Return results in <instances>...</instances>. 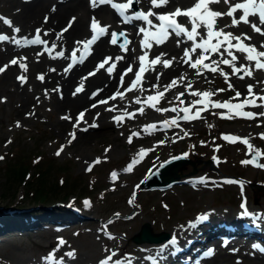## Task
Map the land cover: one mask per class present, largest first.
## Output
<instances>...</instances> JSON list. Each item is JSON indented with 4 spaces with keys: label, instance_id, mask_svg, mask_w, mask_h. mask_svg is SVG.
<instances>
[{
    "label": "bare ground",
    "instance_id": "obj_1",
    "mask_svg": "<svg viewBox=\"0 0 264 264\" xmlns=\"http://www.w3.org/2000/svg\"><path fill=\"white\" fill-rule=\"evenodd\" d=\"M114 2L126 3L127 0H114ZM195 2L196 0H168L166 5L153 8L150 0H139L137 10L148 12L151 8L153 13L161 15L175 12L177 8L182 10L188 9ZM243 2L244 0H229V3L226 4L224 0H219V3H212L209 7L213 11L227 13L230 4L234 5L235 3ZM4 7L7 12L3 10ZM130 9L124 14L126 15L128 12L134 11ZM0 11L2 12L0 17L12 22V27H9L0 20V29L3 28L9 37L7 41H0V67L7 65L6 70L0 72V90L8 94L10 101L17 95L21 96L24 103L28 101L27 104H23L22 100V102L14 104L17 107L16 115L19 117V121L24 120L25 117L36 119L42 116L43 106L45 105L46 107L48 105V109L56 113V118L51 120L57 125V131L61 134L65 132L66 136H70V133H75L76 138L74 140L78 143V159L83 163L92 159L93 154L91 153V149H96L97 142L100 140H105V143H107L100 154L108 152L109 156H115L119 152L118 147L120 142H117L116 138L118 134L115 133L119 127H123V130H126L128 127L129 129L132 128L134 129L132 132L136 133L140 128L145 130L146 126L155 125V128L161 126L159 130L175 134L181 131L177 129L180 126L179 124H175L173 127H163L162 122L166 121V119L173 120L174 114L176 116L181 113L184 116L183 109L185 108L197 110L203 107V103L195 104L193 107L195 101L192 100L193 96L189 95V92L192 89L197 92L200 85H204L202 83L205 81V77L212 76L213 72L204 69L202 70V75H197V70L184 62L186 59H189L188 57H184V51L185 49L191 50L193 42L189 41L186 35L181 34L180 36H176L172 30H169V35L163 43L157 44L155 40L149 38L148 44L150 47L145 48L143 46L145 35L139 29L146 28L151 32L158 31L160 21L156 18V15L149 17L153 27H150L143 20L136 19H133L129 23H124L122 18L110 5L100 3L99 0H97L95 5H93L92 0H0ZM241 14L242 12L237 11L234 16L236 19H239ZM73 18L75 19L73 20ZM93 18L99 23V26L106 27L107 32L91 44L88 52L84 54L83 62L73 63V51L76 52L77 60H79V57L83 53V43L77 44V41L86 42L91 39L92 31L90 25ZM232 19L233 17L227 15L217 18L215 29L231 33L235 37H240L245 45L254 46L257 51H264V35L253 31L250 24L243 22L237 26H232ZM176 20L181 26L188 30L191 29V24L187 17L179 16ZM249 20L264 30V25L259 23L258 18L249 17ZM69 21H72L71 27H68ZM13 28H19L20 31L18 33L14 32ZM65 28H67V31H62ZM37 29L40 30L41 39L45 43H21L18 45L12 42L13 37L21 41L25 38H34ZM117 31H121V33L123 31V34L127 38V43L123 47L110 42L112 33H116ZM198 31L200 35L196 37L197 43L202 39H206V30L200 28ZM245 35L251 37V39H244ZM212 43H216L215 39H213ZM236 43V40H232L233 45ZM226 47L227 45H223L220 51L216 53H203L207 57L203 62L211 64L212 61H216L217 65L214 66H218L222 70L221 65H223L226 68L223 69V73L228 78H231L232 66L220 63L223 59L231 60V56L224 51ZM61 52L64 53L63 56L58 55ZM232 52L237 57L233 62L235 67L240 68L243 66L251 70L252 75L246 76L243 71L237 73V84L232 89L228 88L226 93L221 95L219 102H225L224 97L230 96L228 101L232 103L231 98L236 96L232 90L241 93L238 99H234L235 104L243 102L249 96L248 85L253 86L252 90L256 97H264V70L256 69L254 61L250 62L245 59V53H241L235 48L232 49ZM145 54H147L145 59L146 71L142 73L141 81L133 90L125 91L132 84V81L135 80V73L140 70L141 62L139 58ZM201 54L200 49H197L195 52L189 51V57L192 61L199 58ZM156 57H160L161 62L152 65L150 61ZM13 59L17 60V64L12 65L9 63ZM106 59L108 62L104 64V67L100 68L99 65ZM166 60L172 61L170 67H164L163 61ZM21 64L26 65L27 71H24L20 67ZM69 64H72V67L66 71L65 69H68ZM113 65L115 67L109 73L108 69ZM129 67L132 68V71L124 75ZM90 73H94V75H90ZM20 76L26 78L24 82L18 79ZM39 76H43L44 79L40 80ZM121 76H123V86H121ZM239 76H244V78L240 79ZM181 77H183L182 80L180 79ZM173 80H176L177 84L165 91V86L169 85ZM189 84L191 85L190 88L188 87ZM154 85L156 87H153ZM219 86L223 89L226 84L220 82ZM78 87H82V91L76 92ZM117 91L124 93L123 98L117 96L116 99H109ZM207 91L211 92L210 89ZM158 93H163V96H158ZM180 93H184V95L179 96L178 100L177 96ZM149 96L157 97V99L147 101V97ZM103 100H107V103H99ZM137 100L140 102L138 103ZM181 100L186 105L183 107L175 105L179 104ZM153 104L155 107L151 106ZM93 105L96 106L93 107ZM141 107H143V114L138 111ZM109 108H114V110L108 111L107 109ZM173 108L176 111H171ZM157 109L169 110L161 112ZM21 111H23L25 117L20 115L19 112ZM80 113H83V118L77 124V117ZM127 113L134 115L129 118ZM155 113L160 114L162 121L154 115ZM140 114L141 116L138 118ZM116 116L123 117L122 122L118 123L114 120L113 117ZM63 117H70V119H64ZM136 118L142 120V123H136ZM103 122H105L104 125L108 128L105 132L101 134L87 132L90 128L99 127L100 123ZM249 123H251L250 119L241 128H250ZM93 124L96 126L91 127L90 125ZM130 124H132L131 127L129 126ZM74 125L76 126L74 127ZM88 125L89 128H87ZM155 128H148L144 134L146 136L150 135ZM81 129H87V131H82ZM160 156L155 155L152 157V160H156ZM224 175L222 177H215L213 174L211 177H194L188 174L185 177H180L181 179L178 181L164 186L167 189L163 190L162 188V190L155 191L167 193L183 187L182 190H190L191 192L201 190V192L206 191L208 193L210 189L214 190L215 188H219L221 184H227L229 187L234 186L238 199H240L243 195L240 192V182L230 178L231 175L228 173ZM125 177L124 189L125 191H129L137 178L133 179L134 175L131 178L128 174ZM227 181L233 182L228 183ZM121 193L123 194V192ZM150 194H152V191L148 192V196H151ZM41 202L47 201L43 200ZM196 203L198 204V202ZM251 205L250 203L245 205V209L248 212L247 216L242 215L245 209L236 208L233 211V209L226 207L220 209L204 207L192 219L186 221L179 219L169 226L168 232L171 234L169 240L141 242L133 247L134 251L131 255L124 256L125 260L121 261V264H172V259L180 256L182 253L180 249H176L179 246L175 245V249H172L173 244L170 241L174 238L176 242L179 241L178 245L186 243L190 245L195 241V238L200 236L198 240L204 241L203 233L212 231L213 226L211 224L216 219H220L217 224L229 227L237 226L238 229L234 233H241L245 238H239L238 241L234 238L226 240L222 238L214 239L212 243L213 253L211 255H206L205 253L206 257L200 259L199 264H238V262L239 264H264V221L262 217H259L258 211L255 210L258 207H252ZM128 207L130 206H126V208ZM8 208L5 207V209ZM0 209L2 208L0 207ZM41 210L43 209H36L35 211L39 212L37 214L34 212L19 213L18 221L9 218L12 222V228L30 230L29 227H24V223L22 222L24 218L29 226L35 228L43 225L42 227L46 229L47 226L44 225L47 223H58L53 220L58 213L57 211L53 210L47 214V210L43 213ZM9 211L11 210L9 209ZM166 211H170L169 206L165 207L164 212ZM127 213L133 216L136 214L134 208L131 212L128 211L125 214ZM201 215H206L208 217L207 220L198 222L197 218ZM222 219L232 220L226 221ZM244 222H247V224ZM190 224H195V227H191ZM165 230L167 229L165 228ZM247 235H250V238L253 239H247ZM254 245L257 247H254ZM92 250V253H81V258L79 257L81 263H91V259L97 254V249L93 248ZM47 257V255H44V259ZM68 257L66 258L68 259ZM104 258L106 257L99 258L97 264ZM73 260L71 261L75 262V259ZM63 261H61L63 264H67L68 262ZM9 263L15 264L10 261ZM55 263V261H52L48 263L38 262L37 264ZM109 264L112 263L109 261Z\"/></svg>",
    "mask_w": 264,
    "mask_h": 264
},
{
    "label": "rangeland",
    "instance_id": "obj_2",
    "mask_svg": "<svg viewBox=\"0 0 264 264\" xmlns=\"http://www.w3.org/2000/svg\"><path fill=\"white\" fill-rule=\"evenodd\" d=\"M133 6L135 8L130 10L137 11V3ZM3 31L5 30L1 28L0 34L7 35L6 31ZM116 33L115 44L122 47L127 43V38L124 34L120 35L121 31ZM221 66L223 72L226 68ZM237 79V75L233 77L231 74V78L227 76L226 82L225 76L219 72L212 73V76L205 77L202 83L205 86L200 85L197 92L202 93L210 89L216 96L212 95L207 99L219 102L221 95L226 93L228 84L230 83L233 88L237 84ZM220 82L226 84L224 91H218L221 89ZM193 92L195 90H190L189 95ZM232 92L236 94V90ZM8 97L6 92L0 90V157H3L0 159V207L2 208L0 209V264H10L9 261L15 264L48 263L44 255L49 256V254L57 260L68 261L67 264H83L80 261L81 253H92L93 248L97 249V254L91 259L90 264H97L99 258L108 257L113 252L116 255L110 263L113 264L116 260L124 261V256L131 255L134 251L133 247L141 243L134 241L132 237L143 222H149L155 233L168 232L169 226L174 222L179 219L190 220L204 207L210 209L226 207L234 211L236 208L242 209V203L245 205L250 203L252 207H258L255 210L264 221V167H258L255 163H242L251 160L252 153L258 151L261 153L258 157L259 161L264 165V139L260 137V134H264L262 116L250 119L251 123L248 124L250 128H241L249 122V119L235 115V109L230 112L226 108L209 106L207 110L200 112V118L197 119L184 120L183 114L179 113L176 116L174 114L176 124L180 125L177 129L181 130L175 134L159 130L161 126H158L148 136L144 134L143 128L136 132L138 135H132L134 129L128 127L126 131L123 127H119L115 132L118 134L116 140L120 142L119 152L115 156H109L108 152L100 154L107 144L105 140H100L97 142V148L91 149L92 159L83 163L78 159V143L71 136H66L65 132L61 134L57 131V125L51 120L56 118V113L49 110L48 105L43 106L42 116L36 119L25 117L23 111L19 112L25 117L24 120L19 121L16 115L17 107L14 104H18L21 100L23 104H27L28 101L24 103L18 95L12 101ZM229 97L225 96L224 101H228ZM199 99L201 98L192 97L193 101ZM231 100L232 104H235L234 99ZM255 102L264 104V101L259 99ZM175 105L183 107L186 103L181 104L179 101V104ZM189 111V115L196 112L195 109ZM242 111L260 113L264 112V106L249 105ZM154 115L162 121L160 114ZM229 115L231 118H222ZM140 116L141 114L138 118ZM138 118L135 122L141 124L142 120ZM104 123H100L97 128H90L87 132L91 134L105 132L108 128ZM129 126L131 127L132 124ZM224 135L240 139L230 142L222 138ZM130 136L131 143L128 142ZM243 139L248 140L252 151L249 150L248 145L241 142ZM61 148L63 150L60 155H56ZM141 150L145 152L142 156L139 155ZM155 155L161 156L152 160ZM178 155H184L194 161V163L184 162L178 166V180L188 174L194 177H211L212 174L215 177H222L228 173L231 175L230 178L240 182V192L243 195L238 199L234 186L229 187L227 184H221L222 186L214 190L210 189L208 193L201 190L194 192L182 190L183 187L173 192L162 193L155 191L162 188L149 189L142 185L143 179L158 165ZM134 160L138 162L133 163ZM130 164L132 170L126 171ZM14 168L20 171L12 173ZM113 173L116 174L115 179ZM126 174L131 178L134 175L133 179L137 178L129 191L124 189ZM37 188L44 190L43 195L50 200L47 202L38 200ZM149 191H152L151 196H148ZM85 201L88 202L87 206ZM128 205L130 207L126 208ZM166 206H169L170 211L164 212ZM5 207L9 208L5 209ZM133 208L136 212L134 216L125 214L131 212ZM36 209H43L42 213L47 210V214L53 210L57 211L53 220L58 223H47L44 225L47 226L46 229L42 227L43 225L35 228L29 226L24 218L22 219L24 227L27 226L30 230L12 228L9 218L18 221L19 213L37 214L39 212L35 211ZM218 221L220 219L212 222L213 231L204 234L205 240L198 241L197 245L201 244L202 252L208 245H212L215 238H235L237 241L239 238H245L241 233H226L225 236H221L219 234L221 230L227 228L231 232H236L238 227L222 225L224 227L220 229L217 228ZM170 236L168 232V237L164 239L169 240ZM246 237L253 239L250 235ZM61 240L64 241L63 244H60ZM178 244L179 241L173 244L172 249H175V245L182 246ZM69 252L74 253V258H66ZM183 252L181 250L182 254ZM180 256L173 258L172 264H178L177 261L182 262ZM73 259L75 262L71 261Z\"/></svg>",
    "mask_w": 264,
    "mask_h": 264
},
{
    "label": "snow or ice",
    "instance_id": "obj_3",
    "mask_svg": "<svg viewBox=\"0 0 264 264\" xmlns=\"http://www.w3.org/2000/svg\"><path fill=\"white\" fill-rule=\"evenodd\" d=\"M96 2H97V0H92L93 5H95ZM99 2L110 5L116 11V13L122 18L124 23H129L133 19H136V20H143L150 27H153L152 21L149 19V17L156 15V14L151 11V8L149 9L148 12L136 11L134 13V15H125L124 14L126 11H128L130 8H132L134 3H139V0H127L126 3H115L114 0H99ZM224 2L227 4V3H229V0H224ZM167 3H168V0H150V4L153 8L162 7V6L166 5ZM212 3H219V0H196V2L193 4V6L188 8V9L182 10V9L177 8L175 12L156 15V18L160 21V24L158 26V31L151 32V31H148L146 28H140L139 29V31L144 33V35H145V40L143 42V46L145 48L150 47V45L148 44L149 38L155 40V42L157 44L163 43L169 35V30H172L176 36H180L181 34H184L187 36V39L189 41L193 42L191 50L185 49V51H184V57L189 58V59H186L184 62L188 63L191 68L196 69L197 75H202L203 74L202 70H204V69L209 70L213 73L219 72L221 75L225 76V80L227 82V75L225 73H223L219 69L218 66H214V65H217L216 61H212L211 64H207V63L203 62L207 58L205 55H203V53L219 52L223 45H227V47L224 48V51L227 52V54L229 56H231V60L223 59L220 61V63H223L224 65H231L233 75H236L237 73H239L241 71H243L244 75H246V76L252 75L251 70H249L243 66H241L240 68L235 67L233 62L237 59V57L232 52L233 48H235L237 51H239L241 53H245V59L246 60H248L250 62L254 61L256 69L264 70V59H262V58H264V51H257L254 46L245 45L242 42L240 37H235L231 33H225L223 30H216L215 29L216 19L223 16V15H227L229 17H233L232 26H237L239 23L243 22L245 24H250L253 31H255L261 35H264V30H262L260 27H258L257 24L251 23L249 20V17H256V18H258L259 23L261 25H264V0H244L243 3H235L234 5L230 4L229 10L227 11V13H221V12L211 10L209 5ZM237 11L242 12V14L239 16V19H236L234 16V14ZM179 16H185L189 19V22L191 24L190 30L181 26L177 22L176 18ZM45 19H47V18H45ZM74 19L75 18H73V20ZM0 20H2L5 25L12 27V22L10 20L3 18V17H0ZM71 25H72V21H69L68 27H71ZM90 28L92 31L91 39L87 40L86 42L77 41V44L83 43V53L79 57V60H77L76 59V52L73 51V53H72L73 63L83 62L84 54L88 52V49L90 48L91 44H93L100 36L104 35L107 32V28L99 26V23L95 20V18L92 19ZM200 28H204L206 30V32H205L206 39H202L199 43H197L196 37L198 35H200V33L198 31V29H200ZM13 31L18 33L20 31V29L19 28H13ZM62 31H67V28L63 29ZM45 35H47V33H45ZM120 35H123V33H120ZM213 39H215V41H216L215 44L212 43ZM244 39H251V37H248L247 35H245ZM7 40H9V37L7 35L0 34V41H7ZM232 40H236L237 43L235 45H233ZM12 42L15 44H18V45L21 43H23V44H42V43H45V41H43L41 39L39 29L36 30V34H35L34 38H32V39L25 38L23 41H21V40L15 39V37H13ZM110 42L112 44H115L117 42V33H115V32L112 33V40ZM197 49H200L202 54L195 61H192L189 57V51L195 52ZM58 55L63 56L64 53L61 52V53H58ZM146 56H147V54H145L144 56H141L139 58L140 62H141L140 70L135 73V80L132 81V84L125 91H131L138 86V83L142 79V73L144 71H146V68H145ZM107 62L108 61L106 59L103 63H101L99 65V67L100 68L104 67V64H106ZM159 62H161L160 57H156L155 59L150 61V63L152 65H155ZM9 63L12 65H15V64H17V60L13 59ZM171 63H172L171 60L163 61V65L165 68L170 67ZM20 67L24 71H27L26 65L21 64ZM71 67H72V64H69L68 69H65V70L67 71ZM114 67H115V65H113L112 67H110L108 69L109 73L112 72ZM6 68H7V65H5L4 67H0V72H4L6 70ZM130 71H132L131 67H129L126 70L124 75H126L127 72H130ZM90 75H94V73H90ZM38 78L40 80L44 79L43 76H39ZM239 78L243 79L244 76H239ZM18 79L21 82H24V80L26 78L23 76H20V77H18ZM157 79H159V77H157ZM180 79L182 80L183 77H181ZM176 84H177V81L173 80L169 85L165 86V91L172 88ZM121 86H123V76H121ZM153 87H156V86L154 85ZM188 87L190 88L191 85L189 84ZM228 88L232 89V85L230 83L228 84ZM252 88H253L252 85H248L249 96L246 97L244 99V101L242 103H239V104H232L229 101H225L223 103L212 102L211 100H209L207 98L214 95V93L208 92V91H205L202 93L201 92H193V93H191V95L201 98V99L196 100L194 102L193 107L195 106V104H201V103H203L204 107L198 108L193 115H189V109L185 108V109H183L185 115L182 118L184 120H191V119L200 118V112L207 110L209 105L211 107H215V108H226V109H229L230 112H231V110L235 109L236 110L234 113L235 115H239V116H242V117H245L248 119H255V118H257V116L264 117V112L252 113V112L242 111V109L245 106H249V105L252 107L264 106V104H256V102H255L256 99H260L261 101H264V97H256L255 94L253 93ZM80 91H82V87H78L76 89V92H80ZM218 91H224V89H219ZM123 95H124V93L117 91L113 96L109 97V99H116L117 96L123 98ZM157 95L162 97L163 93H158ZM183 95H184V93H180L177 96V99L179 100V96H183ZM240 96H241V93L236 92V96L233 97L232 99H238ZM249 97H251V99ZM156 99H157V97H154V96L147 97V101H153ZM137 102L139 103L140 101L137 100ZM99 103H107V100L100 101ZM180 103L183 104L184 101L181 100ZM95 106L96 105H93V107H95ZM151 106L155 107L154 104ZM107 110L113 111L114 108H109ZM157 110L163 112V111H168L169 109H157ZM138 111L141 114H143V107L138 109ZM171 111H176V109L173 108V109H171ZM127 115L129 116V118H131L134 114L127 113ZM63 118L64 119H70V117H63ZM82 118H83V113H80L79 116L77 117V124H79V122ZM222 118H231V115H229L227 117L222 116ZM113 119L116 120L118 123H120V122H122L123 117L116 116V117H113ZM170 124L175 125L176 120L173 119L171 121H163L162 122V125L164 127H167ZM75 126L76 125H74V127ZM90 126L95 127L96 125L93 124ZM148 128H155V125L146 126L145 130H147ZM81 130L87 131V129H81ZM69 135L72 137V139L76 138L75 133H70ZM132 135H138V133H133ZM185 135H187V133H185ZM260 137H261V139H264V134H260ZM222 138L225 140H228L230 142H236L238 139H240V138L232 137L229 135H224ZM131 140H132V137L130 136L128 142L131 143ZM241 142L248 145L250 151L253 150L252 146L249 144L247 139H243V140H241ZM62 150H63L62 148L60 150H58L56 155H60V152ZM143 154H145V152H144V150H141V153L139 155L142 156ZM255 155L260 156L261 153L257 151L255 153ZM0 159H3V157H0ZM96 162L98 163L99 161H96ZM136 162H138V161H136V160L133 161V163H136ZM254 162H255V158L253 160L242 161V163H244V164H249V163H254ZM257 166L258 167H264V165H257ZM125 170L131 171L132 170V164H130ZM115 175H116L115 173L112 174L113 179H115ZM227 182L232 183L233 181H227ZM87 204H88V202L85 201L86 206H87ZM241 208L245 209L244 203L241 204ZM242 215H245V216L248 215V212L246 209L242 213ZM207 218L208 217L206 215H201L197 218V221L203 222V221L207 220ZM190 226L195 227V224H190ZM63 243H64V241L61 240L60 244H63ZM170 243L175 244L176 243L175 239L173 238L170 241ZM254 247H257V246L254 245ZM211 254H212L211 250H209V252L206 253V255H211ZM66 255L71 257V258H74L73 252H69ZM115 255L116 254L113 252L112 255L106 257L105 259L100 260L99 264H109V261H111ZM46 259L49 262L55 261L56 264H62L61 260H57L56 257H54L52 254H49V256ZM114 264H121V261L116 260L114 262ZM238 264H239V262H238Z\"/></svg>",
    "mask_w": 264,
    "mask_h": 264
},
{
    "label": "water",
    "instance_id": "obj_4",
    "mask_svg": "<svg viewBox=\"0 0 264 264\" xmlns=\"http://www.w3.org/2000/svg\"><path fill=\"white\" fill-rule=\"evenodd\" d=\"M253 152L251 155L252 160L255 158V164L260 165L258 156ZM184 162L194 161L188 157L175 156L172 157L160 165H158L152 173L148 174L142 181V185L146 188L153 187H164L167 186L178 179L177 168ZM168 236V232L160 231L155 233L151 229L149 222L145 221L141 224L139 230L133 235V240L136 242H157Z\"/></svg>",
    "mask_w": 264,
    "mask_h": 264
},
{
    "label": "trees",
    "instance_id": "obj_5",
    "mask_svg": "<svg viewBox=\"0 0 264 264\" xmlns=\"http://www.w3.org/2000/svg\"><path fill=\"white\" fill-rule=\"evenodd\" d=\"M18 171H20V170H18L17 168L12 169V173H14V174L17 173ZM36 191L38 192L36 194V198L38 200H40V201H43V200L48 201V200H50L46 195H43L44 190L37 188Z\"/></svg>",
    "mask_w": 264,
    "mask_h": 264
}]
</instances>
